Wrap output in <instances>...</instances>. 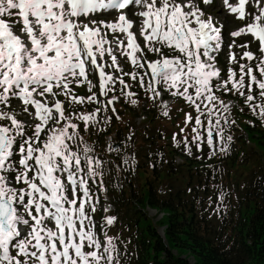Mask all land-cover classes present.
<instances>
[{
  "label": "snow or ice",
  "instance_id": "snow-or-ice-1",
  "mask_svg": "<svg viewBox=\"0 0 264 264\" xmlns=\"http://www.w3.org/2000/svg\"><path fill=\"white\" fill-rule=\"evenodd\" d=\"M85 83L97 92L76 96ZM241 98L264 122V0H0V264H121L117 217L97 216L116 104L171 118L182 99L196 115L175 146L211 158L231 149Z\"/></svg>",
  "mask_w": 264,
  "mask_h": 264
},
{
  "label": "trees",
  "instance_id": "trees-1",
  "mask_svg": "<svg viewBox=\"0 0 264 264\" xmlns=\"http://www.w3.org/2000/svg\"><path fill=\"white\" fill-rule=\"evenodd\" d=\"M237 105L232 148L211 158L207 150H193L188 156L171 140L164 144L151 136L143 140L139 128L131 126L135 113L124 103L116 106L123 119L98 134V144L104 149L100 157L111 161L105 187L115 209L110 215L117 217L110 235L119 236L121 248L126 247L121 264H264V122L242 98ZM159 116L150 112L146 125ZM190 132L188 127L176 133L180 139L190 138ZM133 133L134 156L125 164L126 156L110 152L106 138L114 135L121 141ZM139 172L146 176L142 183ZM219 189L230 198L221 219L213 212ZM148 209L163 217L156 221Z\"/></svg>",
  "mask_w": 264,
  "mask_h": 264
},
{
  "label": "rangeland",
  "instance_id": "rangeland-1",
  "mask_svg": "<svg viewBox=\"0 0 264 264\" xmlns=\"http://www.w3.org/2000/svg\"><path fill=\"white\" fill-rule=\"evenodd\" d=\"M214 15H218V13H214ZM222 20L226 24L228 31H231V30L241 26L242 23H243V22H240V21L236 20L235 18L227 16V15L225 17H223ZM236 39H237V43L239 44L241 41L249 39V37H240V38H236ZM233 50L236 51L238 55H239V53H241L243 51V49H240V48H236V49H233ZM226 60H227V57H225V62H226ZM126 70H130V65L126 66ZM92 83L95 84V81H92ZM79 87H84L86 89V92H85L86 94H83V93L79 92V90H78ZM73 89L76 92L78 91V94H83L82 96H78V97H88L89 96L87 94L88 91H89V86H88L87 83H85L83 85L73 86ZM92 89H94L97 92V88L96 87H93ZM59 99L61 101H65V97L63 95H61L59 97ZM65 106H66V108L68 107V104H67L66 101H65ZM127 106H128V108L131 109V111L133 113H135V114H137V113L140 114L141 113L140 116H143V114H145L146 116L150 117V112H154V113L160 114L159 108L158 107H153L151 104H149V109L147 111H145V109H144V103H141L138 111L133 106H130V105H127ZM169 107L172 109V111L170 113L171 118H165V117H163L161 115L160 119H157V120H155L152 123L153 126L152 125L148 126V127L146 126V128H145V123L140 125V126H137L138 125V120H136V121L133 120L131 122V126L133 128L135 127L134 129L139 128L142 131V133H144V135L148 134V133H149V135H153L155 133L156 137L154 139L156 140V138L158 137V140H159V142L161 144H164V142L165 143H169L170 140H171L170 142H172V134L174 132L176 133L178 131V129L180 130L184 126V125H178L180 123L181 124L184 123L183 122L184 121L183 119H185L184 113L191 111V109L186 107L185 103L182 100H176L172 105L170 104ZM124 117L128 121L131 119L130 116H128L126 114H124ZM171 122H175L176 125L173 126L171 124ZM136 123H137V125H136ZM159 128L162 129L163 132L160 131ZM141 131H139L140 134H141ZM163 133H165L164 134L165 136L162 135ZM170 134H171V137H169ZM130 135L132 136V140H128L127 139ZM130 135L127 136L126 138L122 139L121 141H119L121 143L123 142V147L120 149V155H122L123 157L126 156L128 159H130V157L134 156V154H133V152H131V150H132L133 139H135V135H133V134H130ZM92 136H96V135H92ZM163 136H164V138H163ZM85 139L88 140L87 135H85ZM109 142L111 143V140H109ZM90 143H92V142H90ZM97 148H100V149H102L104 151V149L102 147H100V146H97ZM97 152H101V151H99V149H98V150H96V153ZM182 152L185 153L184 150ZM104 160L107 161L105 158H104ZM177 162H179V160ZM105 167H106V169L109 168L108 163H106ZM138 178H139V181L142 183V182L145 181L146 176H145V174L143 172H139ZM112 184H114V182H112ZM220 190L221 189H219L220 193L218 195V198H217L216 202L213 204L212 201H209L210 204L214 205L213 212L220 210V214L215 213L217 215V219H221L222 218V215H221L222 209L223 208L225 209L226 206L229 207V204H230V198H228V195L226 194V192L225 191H220ZM221 194H223V199L222 200L220 199ZM102 202L103 203H101V205L99 206V211H100L101 215H103V212L101 211L103 206L104 207L105 206H109L108 205L109 204V200L108 199L105 198ZM112 210H113V208H112V206H110L109 211L111 212ZM149 214H150L151 217H155L156 218V216H157V220L156 221H159L160 218H161L160 217L161 215L160 216L157 215V213L155 211L151 210V209H149ZM107 215H108V213H107ZM159 233H162L161 230H159Z\"/></svg>",
  "mask_w": 264,
  "mask_h": 264
}]
</instances>
